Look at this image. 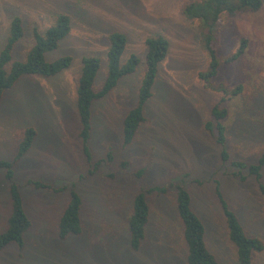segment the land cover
<instances>
[{"label":"rangeland","instance_id":"rangeland-1","mask_svg":"<svg viewBox=\"0 0 264 264\" xmlns=\"http://www.w3.org/2000/svg\"><path fill=\"white\" fill-rule=\"evenodd\" d=\"M194 1L0 0V54L12 19L20 16L24 22V38L13 52L15 61H25L34 49V28L44 35L60 13L69 14L73 23L68 38L46 55L49 62L72 57V66L54 77L21 79L0 104V161L13 160L27 129L38 134L15 169L32 227L23 249L12 244L0 252V264H188L175 201L178 185L189 191L219 264L239 263L218 186L246 234L264 244V197L258 182L254 177L245 181L234 177L239 169L231 163L256 164L264 153V5L258 12L226 18L218 27L222 61L236 51L242 38L249 42L244 55L232 65H221L219 76L212 80L228 89L243 87L241 94L223 104L228 110L226 149L231 157L224 165L222 148L205 130L221 94L206 89L199 77L209 69L208 57L197 23L183 14ZM115 31L128 38L122 63L132 54L142 63L135 74L93 104L89 161L79 138L78 83L83 58L96 56L102 65L95 90L102 88L108 74V36ZM157 35L168 39L169 53L146 105V121L126 147L123 122L137 103L144 77L145 40ZM100 161L104 162L96 167ZM262 176L264 183V168ZM30 180L68 189L62 193L36 189L28 185ZM73 187L83 199V232L62 240L59 222ZM156 187L167 190L147 193L146 239L141 250L134 251L128 232L133 199ZM9 188L6 171L0 169V234L7 230L11 214ZM252 264H264V250L253 255Z\"/></svg>","mask_w":264,"mask_h":264},{"label":"trees","instance_id":"trees-1","mask_svg":"<svg viewBox=\"0 0 264 264\" xmlns=\"http://www.w3.org/2000/svg\"><path fill=\"white\" fill-rule=\"evenodd\" d=\"M263 0H197L187 4L183 9L185 17L197 23L200 45L208 57L209 69L201 72L199 77L206 89L217 91L221 94V101L211 110V118L205 124L213 140L222 148L221 160L225 165L231 160L230 153L226 149L227 127L225 121L228 110L223 106L225 102L238 96L242 92V86L228 89L220 84L214 85L212 80L219 76L221 65H232L237 62L248 48V40L242 38L236 51L223 61L218 55V27L226 18H233L246 13H255L263 8ZM72 18L67 13L57 15L54 24L47 29L44 35L38 28L33 29L36 40L34 49L29 52L25 61H15L13 52L18 43L24 38V22L20 16H15L10 23L8 42L0 54V104L5 94L11 90L21 79L25 77H54L72 66L73 58L64 57L54 62L46 60V55L57 50L60 43L68 38L72 32ZM109 48L107 51L108 74L99 91L95 90V82L101 69L102 62L99 57L91 56L83 58V68L77 90V111L80 121L79 138L83 145L85 156L92 160L90 141L92 138L93 104L109 95L120 81L135 74L141 58L132 54L126 63H122V57L128 45L127 36L115 31L108 36ZM146 53L144 57V77L138 91V99L135 107L131 109L123 122L124 146L131 145L146 121L145 108L154 96V88L158 79L161 64L166 60L170 43L164 36H150L145 40ZM37 131L27 129L23 141L19 145L18 152L12 161H0V169L6 171L7 181L10 183L11 214L8 218L7 230L0 234V252L12 244L20 249L25 246L26 233L32 227L20 186L15 182V169L23 157L31 150L37 138ZM110 161L113 160L109 154ZM104 161L96 164L98 167ZM234 168L239 169L233 176L245 181L248 177H254L258 182V188L264 197V183L262 182V170L264 168V153L258 163L247 165L244 162H231ZM127 163H123L126 166ZM247 171V175L243 171ZM28 185L36 189H49L55 193H62L67 186L55 188L51 184L30 180ZM167 188L156 187L141 191L135 195L132 204V213L128 219V232L131 248L140 251L146 239V230L150 220V205L147 201V193H165ZM176 208L183 224V238L188 247V264H219L216 257L210 251L206 240V228L192 208V197L189 191L182 185L176 187ZM217 197L221 204L226 219L229 240L237 249L239 264H252L253 255L264 250L263 242L255 237H249L236 213L232 211L219 186ZM83 199L73 187L70 189V201L63 212L59 222V237L66 240L68 237L79 236L83 232L82 221Z\"/></svg>","mask_w":264,"mask_h":264},{"label":"crops","instance_id":"crops-1","mask_svg":"<svg viewBox=\"0 0 264 264\" xmlns=\"http://www.w3.org/2000/svg\"><path fill=\"white\" fill-rule=\"evenodd\" d=\"M24 205H25V201H24ZM192 208H193V205H192ZM26 209V208H25ZM194 210V209H193ZM195 211V210H194ZM196 213V212H195ZM197 214V213H196ZM198 215V214H197Z\"/></svg>","mask_w":264,"mask_h":264}]
</instances>
